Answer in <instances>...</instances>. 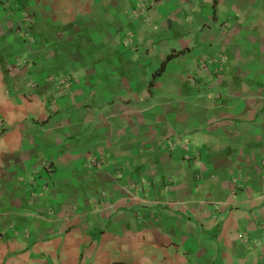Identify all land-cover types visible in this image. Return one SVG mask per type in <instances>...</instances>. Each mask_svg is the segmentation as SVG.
I'll return each instance as SVG.
<instances>
[{"label":"crops","instance_id":"crops-1","mask_svg":"<svg viewBox=\"0 0 264 264\" xmlns=\"http://www.w3.org/2000/svg\"><path fill=\"white\" fill-rule=\"evenodd\" d=\"M0 131V264H264V0H0Z\"/></svg>","mask_w":264,"mask_h":264},{"label":"trees","instance_id":"trees-1","mask_svg":"<svg viewBox=\"0 0 264 264\" xmlns=\"http://www.w3.org/2000/svg\"><path fill=\"white\" fill-rule=\"evenodd\" d=\"M185 52H175L171 55L168 56L167 60L164 61V63L162 64L161 68L159 69V71L156 73V76H159L165 69L166 65L173 59L181 56L182 54H184ZM155 76V77H156ZM114 264H130V263H123V262H117V263H114Z\"/></svg>","mask_w":264,"mask_h":264},{"label":"built area","instance_id":"built-area-1","mask_svg":"<svg viewBox=\"0 0 264 264\" xmlns=\"http://www.w3.org/2000/svg\"><path fill=\"white\" fill-rule=\"evenodd\" d=\"M0 132H1V131H0ZM96 165L98 166V165H99V163L97 162V163H96Z\"/></svg>","mask_w":264,"mask_h":264}]
</instances>
